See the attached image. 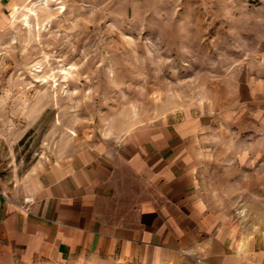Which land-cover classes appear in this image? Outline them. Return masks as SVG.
<instances>
[{"label": "rangeland", "instance_id": "obj_1", "mask_svg": "<svg viewBox=\"0 0 264 264\" xmlns=\"http://www.w3.org/2000/svg\"><path fill=\"white\" fill-rule=\"evenodd\" d=\"M177 129L209 208L263 229L264 0H14L0 22L7 197L26 201L55 163Z\"/></svg>", "mask_w": 264, "mask_h": 264}, {"label": "crops", "instance_id": "obj_2", "mask_svg": "<svg viewBox=\"0 0 264 264\" xmlns=\"http://www.w3.org/2000/svg\"><path fill=\"white\" fill-rule=\"evenodd\" d=\"M13 2L0 0V22ZM191 148L178 129L156 130L49 166L26 201L0 190V264L82 254L136 264H264V228L247 230L209 208Z\"/></svg>", "mask_w": 264, "mask_h": 264}]
</instances>
